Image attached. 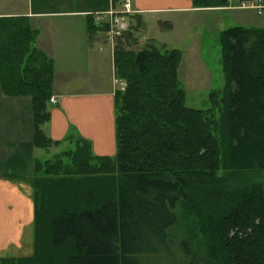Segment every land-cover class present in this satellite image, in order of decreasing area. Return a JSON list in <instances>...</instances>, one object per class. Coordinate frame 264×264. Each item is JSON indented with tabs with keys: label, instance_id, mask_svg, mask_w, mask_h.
Masks as SVG:
<instances>
[{
	"label": "trees",
	"instance_id": "obj_1",
	"mask_svg": "<svg viewBox=\"0 0 264 264\" xmlns=\"http://www.w3.org/2000/svg\"><path fill=\"white\" fill-rule=\"evenodd\" d=\"M91 27L105 32L94 18ZM10 28L7 77L16 93L33 95L35 145L48 148L59 143L41 129L50 118L53 64L33 56L22 74L26 44L13 46L26 32ZM220 41L227 83L207 111L186 105L180 49L115 46L116 77L125 83L116 95L117 153L96 156L82 140L35 178V253L19 264H143L161 255L177 264H264V187L252 180L264 171V27H232ZM73 169L82 176L47 178Z\"/></svg>",
	"mask_w": 264,
	"mask_h": 264
},
{
	"label": "crops",
	"instance_id": "obj_2",
	"mask_svg": "<svg viewBox=\"0 0 264 264\" xmlns=\"http://www.w3.org/2000/svg\"><path fill=\"white\" fill-rule=\"evenodd\" d=\"M123 1L0 0V254L19 250L30 257L34 252L35 201L28 180L36 162L49 161L48 153L55 157L74 150L82 140L90 141L96 156L114 157L117 153L116 95L125 83L116 77L115 48L104 32L91 25L94 14L114 9ZM129 1L135 16L144 24L150 22L148 27L152 22L163 23V18L175 12H212L215 20L222 21L225 16L217 12L235 14L252 7L240 0L202 7L194 0ZM165 21L173 30L175 23ZM13 23L26 32V42L18 39L13 46L19 50L26 44L21 49V73L25 75L33 56L53 64L51 98H58V103L48 102L50 118L41 129L59 143L48 148L35 145L33 95L16 93L7 77L3 48ZM236 26L247 27H222L218 39L223 31ZM149 37L148 41L157 42L151 34Z\"/></svg>",
	"mask_w": 264,
	"mask_h": 264
},
{
	"label": "rangeland",
	"instance_id": "obj_3",
	"mask_svg": "<svg viewBox=\"0 0 264 264\" xmlns=\"http://www.w3.org/2000/svg\"><path fill=\"white\" fill-rule=\"evenodd\" d=\"M248 2L251 3V5L255 4L254 0ZM243 4L246 5L247 1ZM120 5L115 9L119 8ZM213 14L214 13L212 12L202 13L200 11L192 13L175 12L163 18V23L154 24L152 22L151 26L149 27L148 24L150 22H148L147 24L145 21L144 24L143 21L140 20V18L135 16L136 14L131 15V24L129 29L126 31L127 33H124V35L122 36L123 38L121 37V40H119L120 38L115 39L114 48L116 45L120 44V41L123 42L126 48L129 50H134L135 48H139L143 45L145 46L147 43L149 44V42L153 43L152 40L148 41L150 39L149 35L151 34L159 44H167L170 45L169 48L181 49L184 60L180 65L179 79L182 87L186 91V105L190 108L202 109V111H207L209 109H212V107L214 108V104L212 102L214 95L217 96V98L223 97L227 83L223 50L220 41L221 34L218 39V31L222 27L227 28L235 24L243 26L245 25L247 27H264V14H258V10L253 7H251L250 9L236 11L235 14H233L232 12H217L216 14L225 16V18H223L224 20L222 21L215 20ZM165 20L175 23L173 30L166 27V23H164L166 22ZM104 33L107 37V33ZM208 72H210V74ZM219 112V108H215L212 112L213 114H215L218 120H220L221 118V114ZM59 156L60 155L54 157L53 155L48 153L47 159L50 160L46 162H40V164L43 165V170L41 172H37L34 168L33 177L28 180L34 191V195L37 191V189L35 188V178L38 177L37 179H39L46 176L47 167L51 166L52 164L56 165V163L59 161V159L57 158ZM62 159L65 163H68L67 165L69 167L73 168L72 160L69 157H63ZM74 171L75 169L70 172L71 174H69V176L68 174L64 173L66 172L65 170L60 172L59 175L52 174L53 177H49L51 175L47 173V178H71L82 176L74 175ZM220 175H226V171H221ZM252 180L264 187V171L257 173L256 177ZM187 224V221H183V224L179 226V229L181 230L175 232V234H177V236H179L180 238L183 236ZM34 243L35 233L33 240L34 252L32 255H34L35 253ZM22 253H20L19 250H15L13 252L8 251V254H0V262L4 259H11L14 260L13 262L15 264H19L21 262L19 261V259L24 258ZM143 264L177 263L169 256L161 255L156 256L152 260L146 261Z\"/></svg>",
	"mask_w": 264,
	"mask_h": 264
},
{
	"label": "built area",
	"instance_id": "obj_4",
	"mask_svg": "<svg viewBox=\"0 0 264 264\" xmlns=\"http://www.w3.org/2000/svg\"><path fill=\"white\" fill-rule=\"evenodd\" d=\"M255 4L251 5L258 10V14H264V0H255ZM137 12L132 9L129 0L121 3L117 9H111L106 12H98L94 14V23L97 27L105 28L109 42L114 47L115 39L121 38L124 33L129 29L131 24V15ZM50 102L52 104L58 103V98L52 97Z\"/></svg>",
	"mask_w": 264,
	"mask_h": 264
}]
</instances>
